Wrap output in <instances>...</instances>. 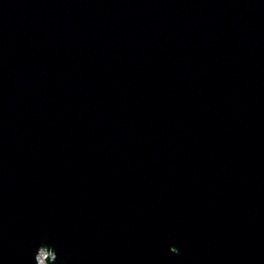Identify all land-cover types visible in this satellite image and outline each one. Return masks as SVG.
Wrapping results in <instances>:
<instances>
[{
    "label": "water",
    "instance_id": "95a60500",
    "mask_svg": "<svg viewBox=\"0 0 264 264\" xmlns=\"http://www.w3.org/2000/svg\"><path fill=\"white\" fill-rule=\"evenodd\" d=\"M41 247L264 264V0H0V264Z\"/></svg>",
    "mask_w": 264,
    "mask_h": 264
}]
</instances>
